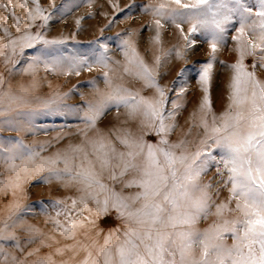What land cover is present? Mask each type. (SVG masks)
Listing matches in <instances>:
<instances>
[{
    "label": "snow or ice",
    "instance_id": "1",
    "mask_svg": "<svg viewBox=\"0 0 264 264\" xmlns=\"http://www.w3.org/2000/svg\"><path fill=\"white\" fill-rule=\"evenodd\" d=\"M33 2L34 8H29L28 0H24L21 5L28 9V28L20 36L12 37L10 31L4 29L9 36L8 43L4 45L9 50L5 54L6 64L12 62V57H22L25 49L34 48L37 44L54 46L65 43L62 39H46L40 31L29 30L37 26V20L43 22L38 27H44L52 19V14H46L39 0ZM168 3L176 7L168 8L167 3H160L156 6L148 5L145 10L170 20L177 28H180V23H177L180 20L191 24L192 33L201 30L209 33L213 60L219 45L224 41L229 23L234 19L239 21L237 35L233 39L239 44L240 59L236 64L227 66L234 71L231 103L226 111L217 116L212 110L210 99L205 96L201 106L205 114L200 121L204 134L194 150L189 149L190 142L187 139L177 143L169 141L168 136L178 126L170 121L175 119L176 110L181 105L176 100H169L154 70L145 63L129 38L121 41V49L127 61L123 70L144 81L146 87L155 88L157 97H145L123 85L114 84L110 75L113 71L111 58L102 54L93 63L106 69L103 79L109 90L101 91L96 81H90L98 98L71 109L78 114L82 113L85 128L80 131L84 133L91 152L85 145H70L65 153L46 158L22 140L0 138V162L17 173L16 182L12 185L16 188L21 186L20 174L27 176L33 168L47 171L48 174L43 177L44 182L67 181L79 186L80 197L70 198L71 205L56 201L62 207L51 218L56 230L67 239H75L76 228L83 226L82 222L78 225L72 218V212L75 210L80 215L84 210L91 211L88 208L89 201L95 202L98 214H107L111 202V207L119 214L118 218L135 225L129 227L124 232V239L118 240L112 247L109 246L112 240V234L109 233L98 253L102 264H264V82L257 79L256 73L249 71L244 64L245 56L255 55L259 48L258 63L253 68L264 69V0H254L253 3L247 0H188L187 3L168 0ZM0 7L7 8L8 5ZM12 15H15L14 11ZM156 25L161 26L159 19ZM16 27H21L19 18H16ZM248 33L256 35V42L248 39ZM156 40L159 41V35ZM188 43L191 46L193 41L188 40ZM101 47L106 51V46ZM175 54L183 58L179 51ZM156 62L160 63L159 58ZM40 63L46 69L50 66L48 60L36 56L25 71L34 72ZM114 63L119 64V61ZM51 64L60 65L61 61L56 59ZM85 67L91 70L92 63L86 59H74L70 71L79 75ZM212 67L209 62L201 70L199 79L205 92L208 91ZM2 84L3 81H0V87ZM18 99L11 92L0 94V117H10L14 110L12 104ZM64 99V96L57 94L44 100L41 110L48 114L60 112ZM169 103L171 110L167 109ZM113 107L127 109L130 117L142 115L159 137L158 142L148 143L142 135L134 139L118 137L119 143L126 149L120 151L102 135L97 139H89L88 130L96 129L97 121ZM25 115L31 116L33 113ZM18 124V121L11 118L0 120V126L15 128ZM91 157H95V160ZM213 168L219 179L205 183L204 177ZM105 171L112 181H121L130 172L135 173L133 179L124 182V187L139 191L129 197L122 196L103 182ZM225 173L226 180L223 179ZM221 184H231V196L237 201L236 210L242 216L231 221L223 219L201 231L196 227L197 224L211 216L213 208L216 209L217 217H222L223 211L228 208L227 204L218 205L212 199L213 187ZM101 193L104 194L103 200L100 199ZM137 203L140 206L134 207ZM78 204L82 208L77 209ZM60 216L66 218L67 225L61 222ZM17 223L18 220L11 225L5 222L0 229V260L3 264H24L3 246V242L11 241L19 251H24L19 238L9 231ZM28 231L33 233L28 243H34L35 234L39 230L28 226ZM226 234H231L236 242L229 245ZM197 249L199 257L196 256ZM57 254L63 255L64 250L58 248ZM91 256L89 252V259ZM89 259L83 261V264H89ZM33 264L56 262L47 257ZM92 264H101V261L94 260Z\"/></svg>",
    "mask_w": 264,
    "mask_h": 264
},
{
    "label": "rangeland",
    "instance_id": "2",
    "mask_svg": "<svg viewBox=\"0 0 264 264\" xmlns=\"http://www.w3.org/2000/svg\"><path fill=\"white\" fill-rule=\"evenodd\" d=\"M187 2L188 0H182V3ZM247 2L253 3L254 0ZM23 3L24 0H0V5H8L7 8L0 7V81H3L0 94L11 92L19 98L12 104L14 110L10 117H0V120L11 118L19 122L15 128L0 126V138L4 140H22L46 158L55 157L57 153H65L70 145H74V141L77 145L82 144L86 147L85 135L80 131L85 128L82 113L78 114L71 109L84 105L85 101H95L98 98L90 81H96L101 91L109 90L103 79L106 69L93 63L102 54L111 58L113 71L110 75L114 84L123 85L145 97H157L155 88L146 87L144 81L126 74L123 70L127 61L121 49V41L129 38L145 63L154 70L156 79L166 90L169 100H176L181 105L176 110L175 119L170 121L178 125L168 136L171 143L187 139L190 142L189 149L194 150L199 139L203 138L204 129L200 126V121L201 116L205 114L201 111L205 96L210 99L212 110L217 116L226 111L231 103L227 102L223 109L216 110L212 89L218 87L220 79L234 73L233 69L227 66L236 64L240 59L239 44L233 39L239 28L238 19L229 23L224 41L219 45L213 60L209 33L204 30L192 33L191 24L180 20L177 21L180 28H177L170 20L154 16L145 10L148 5L156 6L160 3H167L168 8L176 7L175 4L168 3V0H39L46 14H52V19L44 27H38L43 22L37 20L35 22L37 26L29 30L40 31L46 39H62L65 43L54 46L37 44L34 48L25 49L22 57H12V62L6 64L5 54L9 50L4 45L8 43L9 36L4 29L7 28L12 37H18L28 28V9L21 7ZM28 5L29 8L35 7L33 0H28ZM16 18L21 21L19 29L16 27ZM157 19L161 22L160 27L156 25ZM157 35L159 41L156 40ZM248 39L256 42V35L248 33ZM188 40L193 41L191 46ZM101 45L106 46V51ZM177 51L183 58L176 56ZM259 54L260 49L257 48L255 55H246L244 64L249 71L256 73L257 79L264 82V69L253 68V65L258 63ZM36 56L48 60L50 66L46 69L44 64L40 63L34 72L25 71ZM157 58L160 60L159 64L156 62ZM56 59L61 61L60 65L51 64V61ZM74 59L88 60L92 63L91 70L85 67L79 75L75 71H70ZM114 61H119V64ZM209 62L213 67L208 91L205 92L199 78L203 65ZM57 94L65 97L62 111L52 114L43 112L42 102ZM201 95L202 103L198 110L183 121L182 117L190 114L188 111L192 103ZM167 109L171 110L170 103ZM29 112L33 115H25ZM208 118L210 121V115ZM186 121L189 122L185 124ZM148 125L149 122L142 115L130 117L127 109L113 107L97 121L96 129L88 130L87 137L99 138L102 135L115 144L117 149L125 151L118 137L134 139L142 135L148 143L158 142L159 137ZM91 158L95 160V157ZM59 166L63 167V164ZM97 166L99 167L98 164ZM47 174V171H37L35 168L27 176L21 173V186L16 188L12 185L16 182L17 173L0 162V181L3 182L0 184V229L4 227L5 222L11 225L18 220L16 227L10 228L9 231L14 232L19 238L24 251H19L11 241L3 242V246L24 264H33L34 261L47 257H51L56 264H83V261L89 259V252L92 254L89 264L94 260H100L102 264V258L98 253L109 233L112 234L109 245L112 247L118 240L124 239V232L129 227L135 225L118 218L119 214L111 207V202L107 214H98L95 202L89 201L88 208L91 211L84 210L80 215H77L75 210L72 212V218L76 223L83 224L82 227L76 228V238H65L56 230L51 219L62 207L55 202L64 201L65 204L71 205L70 198L78 199L81 193L77 185L67 181L44 182L43 177ZM130 177L133 179L135 173L130 172L121 181H112L106 171L102 179L117 193L129 197L139 191L136 188L124 187V182L131 180ZM218 179L213 168L210 174L204 177V182ZM223 179H227V173ZM230 188L231 184L213 187L211 191L213 202L218 205L227 204L228 208L223 211L222 217H217L216 209L213 208V214L197 224L198 229L202 231L223 219L231 221L242 216V213L236 210L237 201L232 198ZM100 199H104L103 193L100 194ZM139 206V203L134 205ZM80 208L82 205L78 204L77 209ZM59 219L67 225L64 216H60ZM28 226L39 230L35 234V242L31 244L28 240L33 233L28 231ZM226 236L229 245L236 242L231 234ZM58 248L64 250L63 255L57 254ZM29 253L33 255L30 256ZM196 256L199 257V249L196 250ZM0 264H3L2 260Z\"/></svg>",
    "mask_w": 264,
    "mask_h": 264
},
{
    "label": "bare ground",
    "instance_id": "3",
    "mask_svg": "<svg viewBox=\"0 0 264 264\" xmlns=\"http://www.w3.org/2000/svg\"><path fill=\"white\" fill-rule=\"evenodd\" d=\"M233 76H234V73H230L229 75L223 77L222 79H220L218 87L212 89L213 90V96L215 98L214 105H215L216 110L223 109V107L227 104V102L228 103L231 102L230 96H231V93H232L231 83H232V77ZM211 83H213V81H211ZM201 97H202V95L199 98L197 97L196 98L197 101H194L192 103L191 108L188 111V113H190V114L188 116H186V117H182L183 121L188 119L189 116L191 114H193L195 110H198V106H200L201 103H202ZM188 122L189 121H186L185 124H187ZM90 139H97V138L96 137H92ZM74 145H77V143L75 141H74ZM86 149L89 152H91V147L89 145H86ZM97 170L99 171V167L98 166H97ZM131 177H130V179H131ZM77 187H79V186H77Z\"/></svg>",
    "mask_w": 264,
    "mask_h": 264
}]
</instances>
